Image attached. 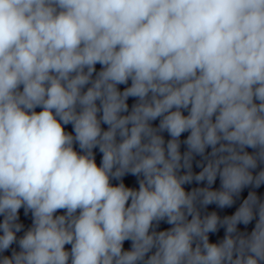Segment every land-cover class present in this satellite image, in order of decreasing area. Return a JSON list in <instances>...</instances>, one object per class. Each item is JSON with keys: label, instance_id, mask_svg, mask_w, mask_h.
I'll return each instance as SVG.
<instances>
[{"label": "clouds", "instance_id": "obj_1", "mask_svg": "<svg viewBox=\"0 0 264 264\" xmlns=\"http://www.w3.org/2000/svg\"><path fill=\"white\" fill-rule=\"evenodd\" d=\"M262 187L264 0H0V264H264Z\"/></svg>", "mask_w": 264, "mask_h": 264}]
</instances>
